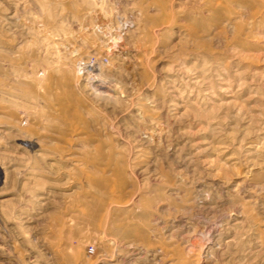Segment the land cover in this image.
<instances>
[{"label": "rangeland", "instance_id": "rangeland-1", "mask_svg": "<svg viewBox=\"0 0 264 264\" xmlns=\"http://www.w3.org/2000/svg\"><path fill=\"white\" fill-rule=\"evenodd\" d=\"M0 264H264V0H0Z\"/></svg>", "mask_w": 264, "mask_h": 264}, {"label": "bare ground", "instance_id": "bare-ground-1", "mask_svg": "<svg viewBox=\"0 0 264 264\" xmlns=\"http://www.w3.org/2000/svg\"><path fill=\"white\" fill-rule=\"evenodd\" d=\"M113 40H116V37H113ZM118 40V39H117ZM83 64H86V62H83ZM92 67L90 68L89 66V70L87 71V74H89V78H91L92 76H94L95 74H97L98 73V71L97 72H95V73H92L93 71H94V65H91ZM87 67V68H88ZM82 70V66L80 67V71ZM82 72V71H81ZM91 75V76H90ZM95 77H97V79L98 80H100L101 81V83H100V88H108L109 90L111 89V90H113L114 88H111L110 87V85L111 84H109L107 81H104V79H103V77L102 76H100V75H98V76H95ZM93 79V78H92ZM94 80V79H93Z\"/></svg>", "mask_w": 264, "mask_h": 264}, {"label": "built area", "instance_id": "built-area-1", "mask_svg": "<svg viewBox=\"0 0 264 264\" xmlns=\"http://www.w3.org/2000/svg\"><path fill=\"white\" fill-rule=\"evenodd\" d=\"M89 251H90V252H93V251H94V247L91 246V247L89 248Z\"/></svg>", "mask_w": 264, "mask_h": 264}]
</instances>
